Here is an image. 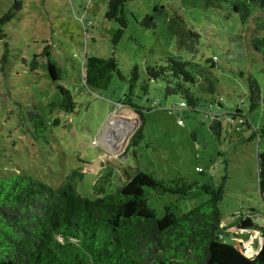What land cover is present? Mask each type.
Masks as SVG:
<instances>
[{"label": "rangeland", "instance_id": "374dc122", "mask_svg": "<svg viewBox=\"0 0 264 264\" xmlns=\"http://www.w3.org/2000/svg\"><path fill=\"white\" fill-rule=\"evenodd\" d=\"M108 2L0 0V16L14 13L0 37V178L25 174L56 188L69 170L83 169L77 191L89 199L97 197L95 184L115 191L138 171L163 180L184 177L216 186L224 183L220 209L225 228H234L240 217L263 228L257 153L264 151V139L227 127L217 140L210 130L212 121L203 119L206 110H217L226 118L230 108L240 105L258 130L264 128V63L254 49L255 37L264 35L258 31L264 28V10L250 4L248 17L205 7L204 0H133L129 27L114 44L119 25L106 18ZM176 12L201 36L197 56L186 58L199 65L198 70L211 72L221 108L215 104L197 114L185 112L178 96L164 97L160 86L146 78L147 65L166 54L183 55L167 30L168 19ZM146 16L154 17L155 29L141 26ZM47 46L50 59L61 68L57 82L50 78L42 55ZM35 56L37 68L31 70ZM112 56L123 79L115 74L105 90L85 87L86 57ZM213 58L216 66L210 68L207 60ZM135 68L139 79L133 82ZM249 76L257 81L262 97L261 106L252 112ZM59 85L72 93L76 108L71 114L50 107L61 102ZM135 109L141 110L142 119ZM31 114L43 118L39 131ZM179 119L183 125H178ZM141 129L142 137L130 146ZM150 193L149 206L158 215L169 206L180 216L207 200L199 189L185 200ZM235 235V230L229 231L226 238L232 242Z\"/></svg>", "mask_w": 264, "mask_h": 264}, {"label": "trees", "instance_id": "16d2710c", "mask_svg": "<svg viewBox=\"0 0 264 264\" xmlns=\"http://www.w3.org/2000/svg\"><path fill=\"white\" fill-rule=\"evenodd\" d=\"M131 2L133 0L108 2L106 18L119 25L114 44L129 27ZM250 4L264 10V0H204L205 7L226 8L230 15L248 17L251 15ZM14 8H19L17 2ZM13 17V12L0 16V37L5 36L3 27ZM153 19V16H146L141 26L155 29ZM258 28L264 32V28ZM167 30L175 39L177 53L183 52V55L166 54L147 65V80L158 84L164 97L178 96L182 100L180 109L185 112L197 114L205 107L214 109L215 104L221 108V100L215 98L211 72L198 70L199 65L186 58V55L197 56L200 34L177 12L168 19ZM7 48L6 45L3 61L7 57ZM254 49L261 54L264 63V35L255 37ZM42 55L47 59L50 78L59 81L61 68L50 59L48 46ZM36 59L37 56L32 60L31 70L37 68ZM207 61L210 68L216 66V58ZM84 68V85L88 89H107L115 74L123 79L114 56L108 59L86 57ZM138 79L135 68L132 81ZM246 82L249 112H252L261 106V90L251 76ZM58 89L61 102L50 107L73 113L76 103L72 93L60 85ZM229 110L226 118L217 110L204 112L203 122L212 121L210 130L217 140L223 129L228 132L227 127L238 132L250 131L251 138L264 139V128L258 130L240 105ZM141 113L135 109V114L142 119ZM31 115L34 116L32 123L39 131L43 127V118L39 114ZM57 123L55 120L54 124ZM178 125H183V120L179 119ZM141 137L142 129L130 146ZM257 163L259 187L263 192L264 151L257 153ZM195 171L203 173L201 167H196ZM84 175L83 169L69 170L56 188L25 174L0 178V264H264V227H257L250 218L243 220L241 217L236 223L234 237H243L239 234L241 229L260 231V245L250 250L233 242V238L232 242L226 238L229 231L224 226L220 209L225 195L224 183L216 186L209 182L188 181L184 177L163 180L153 173L138 171L129 174L115 191L107 192L95 184L97 197L89 199L77 191ZM194 189L201 190L207 200L183 215L177 216L169 206L158 215L149 206L150 190L156 195L175 194L185 200Z\"/></svg>", "mask_w": 264, "mask_h": 264}, {"label": "built area", "instance_id": "2783aa9c", "mask_svg": "<svg viewBox=\"0 0 264 264\" xmlns=\"http://www.w3.org/2000/svg\"><path fill=\"white\" fill-rule=\"evenodd\" d=\"M181 106H184V104H181ZM242 219L246 220V219H248V217H242ZM239 234L243 235V237L242 238L233 237V241H236L238 243H244L246 250H250L252 248L259 246L261 241H262L260 231L256 228L241 229L239 231Z\"/></svg>", "mask_w": 264, "mask_h": 264}, {"label": "crops", "instance_id": "0c3cea01", "mask_svg": "<svg viewBox=\"0 0 264 264\" xmlns=\"http://www.w3.org/2000/svg\"><path fill=\"white\" fill-rule=\"evenodd\" d=\"M251 222L253 223V221L251 220ZM254 224V223H253ZM255 225V224H254ZM237 227V224L235 225V227L234 228H232V229H230V230H228V231H233L235 228Z\"/></svg>", "mask_w": 264, "mask_h": 264}, {"label": "bare ground", "instance_id": "6f19581e", "mask_svg": "<svg viewBox=\"0 0 264 264\" xmlns=\"http://www.w3.org/2000/svg\"><path fill=\"white\" fill-rule=\"evenodd\" d=\"M112 126V125H111ZM123 129V128H122ZM107 136V135H106ZM108 141V140H107ZM109 142V141H108ZM120 143V142H119Z\"/></svg>", "mask_w": 264, "mask_h": 264}]
</instances>
